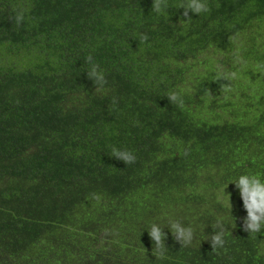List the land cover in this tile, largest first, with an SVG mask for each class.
<instances>
[{"label":"trees","instance_id":"1","mask_svg":"<svg viewBox=\"0 0 264 264\" xmlns=\"http://www.w3.org/2000/svg\"><path fill=\"white\" fill-rule=\"evenodd\" d=\"M152 2L0 0V264H264V232L243 230L227 184L264 175V0H209L187 25L179 0L162 15ZM161 213L195 229L181 248L165 227L163 260L144 230ZM216 217L229 228L218 253Z\"/></svg>","mask_w":264,"mask_h":264},{"label":"clouds","instance_id":"2","mask_svg":"<svg viewBox=\"0 0 264 264\" xmlns=\"http://www.w3.org/2000/svg\"><path fill=\"white\" fill-rule=\"evenodd\" d=\"M170 7L169 0H153L151 12L156 15H162ZM175 9H183V18L177 24L183 23L187 25L193 20L190 13L197 17L206 15L210 11V4L209 0H179ZM11 20L17 28L21 27L25 23L23 9L15 11ZM148 38L146 33L138 34L139 42L147 41ZM83 63L86 65L83 71L86 72L87 78L92 81L94 90L105 91L107 86L106 74L94 56L91 53L84 56ZM166 98L169 103L183 107L184 100L180 92L170 91L167 93ZM117 105V98L112 96L111 107L115 109ZM109 155L122 161L125 165L134 164L137 160V156L132 149L116 145H109ZM229 182L234 183L238 189L243 208L246 210V216L242 218L243 230L249 233V236L264 232V175L251 170H244L230 178L227 184ZM223 192L225 193L224 189ZM227 202L230 205L228 195ZM220 203L223 204V201H220ZM210 225L213 231L207 234L206 240L210 241L212 252L218 253L225 247L226 230L229 228L225 224L223 217H216ZM165 227L168 228L181 248L189 247L195 238V229L191 223H184L181 219H174L167 213H161L159 217L150 221L148 227L144 229L147 230L152 244L155 245V248H152V255L155 259L163 260L168 251V247L165 244L167 235L164 231Z\"/></svg>","mask_w":264,"mask_h":264}]
</instances>
